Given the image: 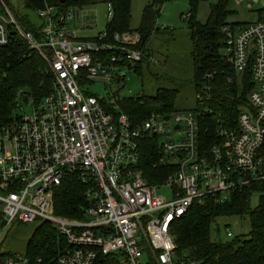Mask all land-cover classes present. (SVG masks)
<instances>
[{
    "label": "built area",
    "instance_id": "built-area-1",
    "mask_svg": "<svg viewBox=\"0 0 264 264\" xmlns=\"http://www.w3.org/2000/svg\"><path fill=\"white\" fill-rule=\"evenodd\" d=\"M234 1L255 18L222 26L223 54L237 71L250 67L253 85L235 128L220 126L217 142L202 155L192 110L151 112L135 122L121 109L139 96L119 91L143 61L138 31L110 33L105 25L81 38L69 26L73 7L63 9L59 0H0V47L35 50L50 79L38 103L19 89L13 117L0 122V233L15 222H49L66 242L55 264H200L176 253L175 220L193 203L225 204L246 186L257 187L251 197L264 203V0ZM112 15L107 3L106 24ZM95 82L104 95L90 89ZM21 101L30 102L28 111ZM151 137L158 140V163L174 168L154 183L140 167V142ZM68 175L87 185L81 218L54 213L55 191ZM225 234L236 236L228 225ZM0 264L41 259L0 253Z\"/></svg>",
    "mask_w": 264,
    "mask_h": 264
},
{
    "label": "trees",
    "instance_id": "trees-1",
    "mask_svg": "<svg viewBox=\"0 0 264 264\" xmlns=\"http://www.w3.org/2000/svg\"><path fill=\"white\" fill-rule=\"evenodd\" d=\"M163 1L147 2L143 6L139 25L132 29V0H102L110 3L113 9L112 18L106 24L108 32L136 30L141 36L137 48L143 51L144 57L137 73H140L142 63L147 61L145 46L148 40L154 33L160 32L155 17L159 12L157 5ZM203 1L206 0H188L187 21L192 41V83L196 94L195 105L189 110L196 114L200 150L202 155H206L203 150L208 151L217 142L220 126L235 128L239 108L247 103L253 84L250 67L243 71L235 70L222 51L224 36L221 28L234 13L229 9L230 0L211 3L207 18L201 22L197 19V12ZM91 3L92 0H65L61 7L67 9ZM31 5L38 4L33 2ZM44 68L45 63L35 50L16 43L0 47V122L13 117L19 89L23 90L24 97H32L35 103L47 94L50 79ZM176 99L175 89L160 88L153 98L142 95L129 97L120 106L131 119L141 122L151 112L176 110ZM140 145V167L149 183L162 181L174 171L171 166L158 163L160 149L156 138H144ZM154 163H158L156 167H153ZM252 188L257 187L246 186L237 190L225 204L214 203L210 198L202 204L193 203L187 213L172 224L176 253L185 254L200 264H264V203L260 199L258 205L251 206ZM86 189L87 185L76 175L66 176L54 194V213L81 218L82 210L87 206ZM232 215L248 216V234L236 235L225 241L213 240L211 227L216 217ZM65 246V239L57 229L49 222L41 221L28 238L24 252L32 262L40 258L41 264H55L54 259Z\"/></svg>",
    "mask_w": 264,
    "mask_h": 264
},
{
    "label": "rangeland",
    "instance_id": "rangeland-1",
    "mask_svg": "<svg viewBox=\"0 0 264 264\" xmlns=\"http://www.w3.org/2000/svg\"><path fill=\"white\" fill-rule=\"evenodd\" d=\"M151 0H132L131 7V28L135 29L141 19L143 6ZM217 0H206L199 4L197 19L205 21L209 13V6ZM22 9V7H20ZM159 12L155 21L159 26L168 28L159 29L148 40L145 49L148 55L156 62H143L140 73L128 72L127 81L119 90L122 95L139 94L146 98H153L160 88L175 89L177 99L174 109L189 110L195 105V90L192 83L193 58L192 41L190 39V29L188 27L187 15L189 12L188 0H164L157 5ZM229 9L234 13L227 18V22H246L255 18V13L248 11L242 3L237 5L234 0H230ZM76 17L69 23L71 29L79 37H87L97 34L105 28L107 20V3L102 0H92L91 4L82 7H73ZM25 11V9H24ZM33 21H38L37 15L26 10ZM74 23V24H73ZM83 28L77 30L75 26ZM223 51V48H222ZM90 89L104 95L106 90L102 83H92ZM116 89V87H112ZM23 110L30 109L31 104L22 102ZM164 196H170L167 188L159 189ZM260 203L258 194H253L250 199L252 207ZM1 209V205H0ZM35 220L29 223L15 222L3 233H0V252L23 253L26 243L34 228L40 223ZM228 225L234 235L246 236L250 230V222L245 216H218L212 223L211 238L213 240L225 241L229 239L225 234V226Z\"/></svg>",
    "mask_w": 264,
    "mask_h": 264
},
{
    "label": "crops",
    "instance_id": "crops-1",
    "mask_svg": "<svg viewBox=\"0 0 264 264\" xmlns=\"http://www.w3.org/2000/svg\"><path fill=\"white\" fill-rule=\"evenodd\" d=\"M76 17H78V16H76ZM72 22V21H71ZM74 24V23H73ZM75 28L77 29V30H79V29H82L83 28V24L81 23L80 24V27H79V24H78V26H75ZM95 35V34H94ZM94 35H92V36H94ZM92 36H87V37H81V38H90V37H92ZM79 37V36H78ZM8 252H10V251H8ZM0 253H6V252H0ZM14 253V252H13Z\"/></svg>",
    "mask_w": 264,
    "mask_h": 264
},
{
    "label": "water",
    "instance_id": "water-1",
    "mask_svg": "<svg viewBox=\"0 0 264 264\" xmlns=\"http://www.w3.org/2000/svg\"><path fill=\"white\" fill-rule=\"evenodd\" d=\"M61 3H64L65 2V0H59Z\"/></svg>",
    "mask_w": 264,
    "mask_h": 264
}]
</instances>
